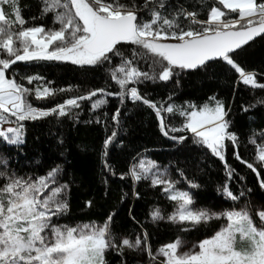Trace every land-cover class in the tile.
Segmentation results:
<instances>
[{
    "label": "snow or ice",
    "instance_id": "obj_1",
    "mask_svg": "<svg viewBox=\"0 0 264 264\" xmlns=\"http://www.w3.org/2000/svg\"><path fill=\"white\" fill-rule=\"evenodd\" d=\"M37 12L28 26L20 0H0V151L26 144L27 122L55 117L78 123L83 104L90 102L94 115L87 123L104 127L103 167L116 176L110 150L124 147L122 109L131 102L152 110L160 133L178 151L190 140L192 146L225 161L228 147L234 148L236 159L256 173L264 191V177L257 170L264 169V131L258 145L257 134L250 137L258 156L256 164L249 163L241 159L240 138L229 118L231 107L223 99L216 94L203 103L175 99L185 76L209 70L234 72L237 86L264 90V70H247L239 61L248 47L264 41V0H199L193 6L181 0H38ZM43 18H50L52 27L35 23ZM18 62L69 64L85 74L104 69L107 79L103 87L53 107H37L33 96L44 101L75 89L55 88L39 74L18 76L14 67ZM169 83L174 88L166 100L152 99L144 90L148 84ZM109 98L119 101L111 114L104 110ZM257 105H264V99L243 111ZM173 117L182 118L179 126L171 123ZM134 160L119 178L131 179L133 185L148 182L174 202L167 215L155 207L150 213L153 222L167 219L180 232H188L223 221L219 230L191 247L178 235L154 249L147 230L135 237L116 233L114 211L102 222L62 223L71 208L72 181L64 179L65 168L54 163L44 174H21L9 156H0V264H109L111 253L128 264V250L146 255L147 264H264V204L256 206L250 200L251 188L236 192L226 182L217 192L231 202L228 208H197L193 192L179 189L180 181L170 174L178 171L190 189H199L183 169L170 170L146 156ZM225 168L230 182L235 171L227 163ZM133 194L140 196L135 190ZM93 205V200L85 202L87 208Z\"/></svg>",
    "mask_w": 264,
    "mask_h": 264
},
{
    "label": "trees",
    "instance_id": "obj_2",
    "mask_svg": "<svg viewBox=\"0 0 264 264\" xmlns=\"http://www.w3.org/2000/svg\"><path fill=\"white\" fill-rule=\"evenodd\" d=\"M181 3L193 6L198 4L199 0H181ZM37 5L38 0H20L22 14L29 20L28 26L32 23L31 17L38 15ZM35 23L52 27L50 18L38 19ZM239 61L247 70H264V41H258L248 47L239 57ZM14 67L18 69V76L39 74L52 81L55 88H67L71 85L75 89L71 93L57 94L54 98L44 101H37L33 96L34 106L43 108L53 107L70 96L82 94L93 87H103L107 79L104 69L85 74L69 64L41 62L25 65L18 62ZM237 76L234 72L216 73L214 70L185 76L176 90L175 99L177 103L187 100L203 103L213 94L223 99L231 107L229 118L232 121V130L237 132L240 138L241 159L256 164L257 145L262 142L259 134L264 131V105H257L247 112L243 111V108L258 99H264V90H253L242 84L237 86ZM112 87L115 90V86ZM173 88L171 83L148 84L144 90L150 98L162 101L167 99ZM118 106V99L109 98V104L104 110L111 114ZM93 115L90 102H85L78 123L67 118L59 122L55 117L27 122L26 144L21 149L11 147L0 151V156H9L11 166L21 174H44L54 163H60L65 168L67 175L64 179L72 181L71 208L69 215L61 220L62 223L102 222L114 211L117 213L113 226L116 233L135 237L147 230L154 249L172 242L178 235L186 243L194 244L219 230L223 221L199 226L188 232H180L178 227L167 219L153 222L150 213L155 207H160L167 215L174 210V202L167 199L161 188H153L148 182L133 185L131 179L119 178V173L126 172L131 164L136 162L134 158L145 156L157 161L161 166L169 167L170 170L183 169L189 179L200 185L199 189H190L178 171L170 173L174 179L180 181L179 188L193 192L196 201L194 207H208L213 210L228 208L231 202L226 201L217 192V187L226 182L236 192L251 188L250 200L256 206L264 204V191L259 188L256 173L236 159L234 148L228 147L225 161L213 156L206 149L192 146L190 140L178 151L177 146L160 133L152 110L147 106H133L131 102L122 109L124 131L121 132L120 139L124 141V147L110 150L109 162L117 172L116 176H112L104 169L102 162L101 149L106 136L105 129L102 125L87 123ZM181 119L173 117L171 123L179 126ZM253 132L257 134V145L250 142ZM61 139L64 144L59 143ZM225 163L235 171L230 182L227 179ZM257 170L261 171V176L264 177V169ZM240 177L244 179L241 180ZM105 180L107 184L104 183ZM134 190L140 193L139 198L133 194ZM87 200L94 201L92 208L85 206ZM107 259L109 264H121V257L116 253L109 254ZM125 259L128 264H147L146 255L142 257L132 250L126 252Z\"/></svg>",
    "mask_w": 264,
    "mask_h": 264
},
{
    "label": "rangeland",
    "instance_id": "obj_3",
    "mask_svg": "<svg viewBox=\"0 0 264 264\" xmlns=\"http://www.w3.org/2000/svg\"><path fill=\"white\" fill-rule=\"evenodd\" d=\"M178 186L181 187L180 184H178L177 187H178ZM178 188H179V187H178ZM179 189H181V190H185L184 188H179ZM192 244H193V243H186L187 247H191ZM241 246H243V242H241ZM185 250H186V249H185Z\"/></svg>",
    "mask_w": 264,
    "mask_h": 264
}]
</instances>
